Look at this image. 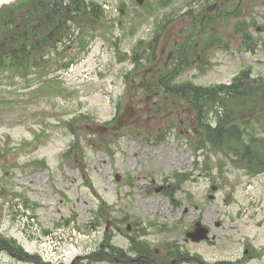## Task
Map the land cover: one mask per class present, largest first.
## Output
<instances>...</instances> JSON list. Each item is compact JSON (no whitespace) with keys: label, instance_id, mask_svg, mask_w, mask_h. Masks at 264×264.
Returning <instances> with one entry per match:
<instances>
[{"label":"rangeland","instance_id":"374dc122","mask_svg":"<svg viewBox=\"0 0 264 264\" xmlns=\"http://www.w3.org/2000/svg\"><path fill=\"white\" fill-rule=\"evenodd\" d=\"M87 1L102 5L108 15L99 20L90 54L77 56L68 70L48 65L0 71V241L16 248L0 249V264H125L137 253L133 246L169 254L177 264H217L241 256L245 239L264 250V172L250 176L264 171V141L257 144L264 139V109L245 117L239 100L229 101L238 127L249 135L243 145L240 135L213 143L190 128L191 122L185 123L190 134H181L179 120L189 117L185 97L162 88L157 98L155 89L136 87L131 81L140 77L130 74L135 67L128 60L135 41L149 40L156 20L172 9L158 16L159 0H148L153 5L143 10L136 0ZM122 1L128 4L124 14L118 11ZM180 6L173 7L189 12ZM228 20L230 25L219 21L218 28L220 35L226 29L233 34L231 52L219 50L209 74L188 70L176 83L232 84L243 71L252 81L264 79V31H257L264 26V3L244 5ZM245 31L258 41L256 53L245 47ZM146 52L139 48L135 54L141 58ZM64 57L67 62L72 54ZM48 74L41 82L39 75ZM218 97L207 123H222L220 102L226 96ZM129 105L137 117L119 128L117 119ZM171 120L177 130L161 137ZM105 126L108 133L98 131ZM198 221L210 230L207 241L186 236ZM19 249L30 259L21 258ZM255 260L249 264H264V258Z\"/></svg>","mask_w":264,"mask_h":264},{"label":"flooded vegetation","instance_id":"af4514ba","mask_svg":"<svg viewBox=\"0 0 264 264\" xmlns=\"http://www.w3.org/2000/svg\"><path fill=\"white\" fill-rule=\"evenodd\" d=\"M263 3L264 0H198L190 4L191 9L196 11L195 13H191V15L194 16V24L192 26L188 27L187 23L184 25L172 23L166 25L165 32L172 37L166 40L162 49L161 58L157 61L154 68L166 70L168 73L161 87L168 91H183L189 88L195 89L196 87L207 89L211 87V84L203 86V84H193L190 80H183L180 83H176V80L188 70H195L197 74L212 72L217 64L216 59L219 50L228 52L230 49V42H233V34H229L227 29L222 32L225 34H219L218 12L220 9H224L225 13L229 15L231 11H234L235 6L240 8L243 4H248L249 8H253V5L258 6ZM182 22L186 21L184 20ZM228 25V21H226V25L224 26ZM260 29L261 28H258V30ZM73 31L77 33L74 38L80 39L83 29L74 27ZM190 31L192 32L191 34H189ZM69 49L73 48L69 47ZM151 71H153V69L149 72ZM136 85L138 88L146 90L153 88V84L147 81L141 83L137 82ZM174 102L180 103L178 101ZM178 108L179 106L177 109ZM185 111L189 112L192 116V121H194L196 118L194 117V109L189 108ZM180 123L181 125H185V122L182 120ZM193 128L196 133H199L194 122ZM167 129L169 132L174 130L172 126ZM179 131L181 134H188L189 132V130L184 131L182 129ZM249 251L250 250L247 249L245 254L249 255ZM252 253L251 257L257 252L255 249H252ZM136 257L138 264H166V262L163 261L164 254H162L160 258H156L154 255L150 254L149 251H146L137 254ZM125 262H127V264L135 263L134 259H127Z\"/></svg>","mask_w":264,"mask_h":264},{"label":"trees","instance_id":"16d2710c","mask_svg":"<svg viewBox=\"0 0 264 264\" xmlns=\"http://www.w3.org/2000/svg\"><path fill=\"white\" fill-rule=\"evenodd\" d=\"M80 2L82 0H20L13 6L0 9V69L6 66L3 60L7 61V59L16 68L37 67L42 60L39 53L41 52L40 45L43 43L39 18L42 17L48 26L46 34L43 35L45 36L43 41L51 42V38L56 33L55 29H52L54 20H63L64 22H61L63 25L71 13L85 11L81 8ZM242 81L244 80H239V84L235 86L242 93L245 92L246 95L249 94L257 99L264 93L259 89V85L256 88H247L241 84ZM239 100L243 102L244 95L239 97ZM238 134V131L230 132L234 139L239 138ZM228 138L218 132L217 137L213 140L226 139L227 141ZM246 142V139L240 137L241 145ZM250 152L252 151L248 150L247 155Z\"/></svg>","mask_w":264,"mask_h":264},{"label":"water","instance_id":"95a60500","mask_svg":"<svg viewBox=\"0 0 264 264\" xmlns=\"http://www.w3.org/2000/svg\"><path fill=\"white\" fill-rule=\"evenodd\" d=\"M132 114H133V111H129V112H127V113L125 114L126 120H124V121H122V122H126V121H128V120L130 119V117H132ZM198 226H200V223L198 224ZM204 231H205V230H204ZM204 237H205V235L202 236V237H200V238H204Z\"/></svg>","mask_w":264,"mask_h":264},{"label":"bare ground","instance_id":"6f19581e","mask_svg":"<svg viewBox=\"0 0 264 264\" xmlns=\"http://www.w3.org/2000/svg\"><path fill=\"white\" fill-rule=\"evenodd\" d=\"M7 1H9V0H5L4 3L7 2ZM11 1H13V0H11Z\"/></svg>","mask_w":264,"mask_h":264}]
</instances>
